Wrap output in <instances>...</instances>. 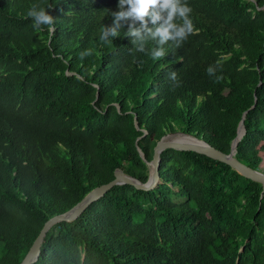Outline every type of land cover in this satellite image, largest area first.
<instances>
[{
    "label": "trees",
    "instance_id": "16d2710c",
    "mask_svg": "<svg viewBox=\"0 0 264 264\" xmlns=\"http://www.w3.org/2000/svg\"><path fill=\"white\" fill-rule=\"evenodd\" d=\"M33 4L52 6L54 31ZM117 4L0 0V264L115 170L145 183L169 134L228 155L243 120L234 157L264 174V0H188L194 33L158 61L124 30L100 42ZM158 172L153 191L116 186L54 225L34 264H264L261 184L193 152H162Z\"/></svg>",
    "mask_w": 264,
    "mask_h": 264
},
{
    "label": "clouds",
    "instance_id": "9594fccd",
    "mask_svg": "<svg viewBox=\"0 0 264 264\" xmlns=\"http://www.w3.org/2000/svg\"><path fill=\"white\" fill-rule=\"evenodd\" d=\"M117 11L110 12L111 25H103L99 30V40L111 44L119 38L121 30L134 45L133 51L145 52L146 44L154 41L157 47L148 53L152 60L158 61L166 55L165 45L171 42L180 47L190 34L194 33V22L191 18L192 8L188 0H118ZM47 8L33 4L27 13L32 18L34 27L50 26L54 31L55 18ZM92 50L80 54L81 59L90 56ZM209 74L213 68L208 69ZM175 79V73L170 74Z\"/></svg>",
    "mask_w": 264,
    "mask_h": 264
},
{
    "label": "water",
    "instance_id": "95a60500",
    "mask_svg": "<svg viewBox=\"0 0 264 264\" xmlns=\"http://www.w3.org/2000/svg\"><path fill=\"white\" fill-rule=\"evenodd\" d=\"M242 130L241 136H239V130ZM245 134V129L243 126V120H241L238 129L236 138L231 143L230 153L228 155L223 154L213 148H211L205 141L199 140L194 136L186 135L180 132H176L173 134H169L163 137L154 147L153 159L151 162L147 163L144 159V155L138 149L140 157L146 162L149 168V176L148 180L143 183L131 176L126 175L121 169H117L114 172V179L109 183L102 185L94 190H92L89 194H87L75 207H73L70 211L58 215L56 217L48 220L43 228L41 229L39 235L35 239L31 249L26 254L24 259L20 264H34L37 262L42 243L46 236V233L56 224L60 223H71L77 220L85 210L102 199L110 190H112L116 186L121 185H129L134 187L138 191H153L157 186H159L162 182L159 177V164H160V155L162 152L166 150H174L178 152H193L199 155H204L212 160L218 161L229 166L232 170L237 172L240 176L249 179L251 181L257 182L261 184L264 188V174L253 170L240 161H238L234 156L236 154L237 144L240 142L242 136ZM175 136L176 138L170 140V137ZM190 138L194 142L197 143V146L189 145L185 142H182L181 139Z\"/></svg>",
    "mask_w": 264,
    "mask_h": 264
},
{
    "label": "bare ground",
    "instance_id": "6f19581e",
    "mask_svg": "<svg viewBox=\"0 0 264 264\" xmlns=\"http://www.w3.org/2000/svg\"><path fill=\"white\" fill-rule=\"evenodd\" d=\"M241 134H242V130H241V128H240V130H239V136H241ZM182 140V142H185V143H187V144H189V145H193V146H197V143L196 142H194L192 139H190V138H185V139H181Z\"/></svg>",
    "mask_w": 264,
    "mask_h": 264
},
{
    "label": "rangeland",
    "instance_id": "374dc122",
    "mask_svg": "<svg viewBox=\"0 0 264 264\" xmlns=\"http://www.w3.org/2000/svg\"><path fill=\"white\" fill-rule=\"evenodd\" d=\"M176 137L175 136H173V137H170L169 139L170 140H173V139H175ZM262 170V169H261ZM263 171V170H262Z\"/></svg>",
    "mask_w": 264,
    "mask_h": 264
}]
</instances>
